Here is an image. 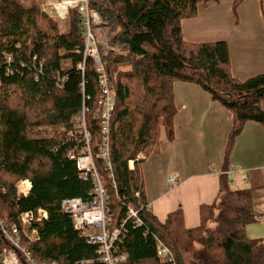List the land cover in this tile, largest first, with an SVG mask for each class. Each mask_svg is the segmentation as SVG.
<instances>
[{
  "label": "trees",
  "instance_id": "obj_1",
  "mask_svg": "<svg viewBox=\"0 0 264 264\" xmlns=\"http://www.w3.org/2000/svg\"><path fill=\"white\" fill-rule=\"evenodd\" d=\"M211 1L88 0L89 10L100 18L94 30L109 29L113 36L112 50L102 53L116 94L110 124L113 183L99 158L98 76L91 59L84 72L78 69L85 46L80 10L70 11L63 30L59 20L30 0H0V218L10 227L23 213L48 212V220L30 228L37 231L36 241L22 242L36 263L101 264L97 247L74 229L61 209L66 199L92 198V185L80 178L69 158L72 119L85 105L92 153L107 179L114 226L125 221L120 249L128 254L127 264H161L153 236L171 249L176 264H264V242L246 235L248 225L264 219L254 210L251 189L232 186L228 164L216 200L200 208L199 227L188 229L182 210L170 213L165 222L146 210L137 158L140 153L146 158L159 155L163 137L173 141L176 83L203 87L231 112L228 155L248 122L264 126V74L240 80L232 73L226 41L196 43L184 34L183 21L197 17ZM244 1L234 0L235 14ZM259 1L264 13V0ZM4 53L13 55L9 75ZM64 62H70L69 70ZM130 161L135 170L129 168ZM22 181L32 188L19 198ZM128 204L139 211L142 226L127 220ZM5 247L0 230V260Z\"/></svg>",
  "mask_w": 264,
  "mask_h": 264
},
{
  "label": "crops",
  "instance_id": "obj_2",
  "mask_svg": "<svg viewBox=\"0 0 264 264\" xmlns=\"http://www.w3.org/2000/svg\"><path fill=\"white\" fill-rule=\"evenodd\" d=\"M48 1L58 0H30L37 6ZM217 3L218 5L212 7L209 4L207 11L200 9L197 17L183 21L186 38L191 42L209 43L201 39L214 33L206 25L201 26L203 24L214 25L218 30L215 38L226 41L228 45V39L236 35L241 44L242 56L237 72L232 60L233 75L240 80H247L264 74V13L260 1L245 0L240 5L237 11L239 20L231 22L232 30L229 29L230 22L225 23L222 20L229 19V16L233 20L234 0H218ZM198 87L200 86L181 82L175 84V102L178 107V114L174 119L175 137L173 141L163 137L161 153L146 158L140 168L148 211L165 222L170 213L182 210L186 227H199L200 208L202 205L213 204L216 200L220 178L228 164L232 168L240 169V172L228 175L232 186L237 190L251 189L254 210L264 219V126L248 122L228 155L232 114L220 102L212 101L204 93L203 97L208 101H201L197 91H202ZM185 93L198 101L183 102L181 99H184ZM262 108L264 110V101ZM202 145L203 150L197 151V147ZM223 147L225 156L221 153ZM200 156L206 158L202 168L190 170L188 166L184 167L193 157ZM168 170L171 171L169 175ZM157 171H161V184L152 180ZM171 176L178 178L175 186L169 183ZM167 184L172 187L165 190ZM246 235L249 239H261L264 242V220L248 225Z\"/></svg>",
  "mask_w": 264,
  "mask_h": 264
},
{
  "label": "built area",
  "instance_id": "obj_3",
  "mask_svg": "<svg viewBox=\"0 0 264 264\" xmlns=\"http://www.w3.org/2000/svg\"><path fill=\"white\" fill-rule=\"evenodd\" d=\"M45 4L41 6L43 13L60 22H66L70 11L79 9L83 15L84 40L85 46L82 51L84 62L78 66V69L85 71V62L91 59L98 76L101 97L99 99L100 111L95 114L99 129L101 131V143L99 144V158L102 160L108 171V178L115 183L112 165V150L110 137V124L116 106L115 89L108 77L105 64L102 60L100 43L94 26L100 21L95 12H91L88 7V0H65L55 4ZM79 52V51H78ZM81 52V51H80ZM79 52V53H80ZM6 61L5 74H12L10 65L13 61V55L4 53ZM1 83V79H0ZM84 87V83L82 84ZM88 108L84 105L82 110L73 117V130L69 134L68 141L74 145L70 151L69 158L74 161L80 173V178L89 181L92 185L91 200L84 201L80 198L66 199L61 203L63 213L70 216L74 229L83 236L90 245L97 247L98 262L101 264H127L128 254L121 252L122 237L124 235L125 221L115 227L113 223V213L111 208L110 197L107 189V179L102 176L96 166L92 153L93 135L87 126ZM138 160V159H137ZM134 161H130V169H133ZM239 172V168L234 167L230 173ZM30 186L29 192L21 190L22 184ZM169 183L176 185L178 178L171 176ZM32 188L28 181L20 182L18 186V197H27ZM139 198L140 194L137 193ZM149 205L146 206L148 211ZM127 220L131 219L134 226L143 225V220L139 211L132 204L127 205ZM48 220V212L38 209L36 212H26L20 215L19 223L6 227L0 218V230L6 240V247L3 250L1 264H38L32 258L30 252L23 247L22 242L27 240L31 243L37 239V231L30 228L35 223H41ZM156 244L157 257L161 264H176V259L171 249L165 245L158 237L153 236Z\"/></svg>",
  "mask_w": 264,
  "mask_h": 264
},
{
  "label": "rangeland",
  "instance_id": "obj_4",
  "mask_svg": "<svg viewBox=\"0 0 264 264\" xmlns=\"http://www.w3.org/2000/svg\"><path fill=\"white\" fill-rule=\"evenodd\" d=\"M60 1H65V0H58V1H48V2H46V3H44V5L45 4H47V3H49V4H55L56 2H60ZM218 0H214V1H211L210 2V6L212 7V6H214V5H218ZM48 4V5H49ZM221 6V5H220ZM209 8V7H208ZM208 8H202V10L203 11H207L208 10ZM235 13H232V15H233V20H232V17L231 16H229V19L228 18H225V19H223L222 20V22H225V23H227V22H230V25H229V29L230 30H232L233 29V27H232V24H231V22L232 21H234V20H239V16H238V12H237V14H235ZM236 21H235V23H236ZM61 24V26H62V29L63 30H65L66 28H67V23H65V22H60ZM204 25H206V27H207V29L209 30V31H211L212 33H214L213 35H210V36H204V37H202V39L201 40H203L204 42H219L216 38H215V36L217 35V29L214 27V25H208V24H203V25H201V26H204ZM239 28H240V23H239ZM234 29H235V24H234ZM96 31V33H97V36H98V40H99V43H100V46L102 47L101 48V51H102V53L104 54V55H107V54H109L110 53V51L112 50V49H110L109 48V46H110V44H111V40H112V38H113V36L110 34V32H109V29H102V30H100L99 28L98 29H96L95 30ZM225 37H227V34L225 33ZM224 40H226V39H224ZM238 38L236 37V35H234L233 37H231L230 39H228V41L230 42L229 43V46H230V58H231V64H232V60H233V64H234V68H235V72H237V70H238V67H239V65H240V63H239V61H240V58H241V56H242V53H241V48H240V42H238ZM110 49V50H109ZM114 51H116V52H113V53H115V54H118V53H120V50H114ZM238 63V64H237ZM232 64V65H233ZM63 68L64 69H66V70H69L70 68H71V65H70V62H64L63 63ZM257 69V68H256ZM255 70V69H254ZM232 72H233V74H234V71H233V67H232ZM235 75V74H234ZM202 92H199L198 93V91H197V95H199V97H201L200 98V100L201 101H208L207 99H205L204 97H203V93L204 94H206L207 96H209L210 97V99L212 98V94L209 92V91H207V90H205L203 87H198ZM186 94V96H184V99H181L183 102H186V101H189V102H195V101H198V100H193L191 97H190V95H189V93H185ZM212 101H213V99H211ZM213 110V109H212ZM72 125H73V119H72ZM251 142V141H250ZM225 145H226V141H225ZM203 148H204V146L202 145V146H198L197 147V151L198 150H200L201 149V151L203 150ZM233 152V151H232ZM221 153H222V156H223V154L225 153V147H223L222 149H221ZM232 154V153H231ZM233 156V158H234V154H232ZM224 156H225V154H224ZM204 157H205V155H204ZM183 157H181V159H182ZM138 161H140L141 163H140V168H141V166L145 163V161H143V160H145L146 159V156H145V154L144 153H140L139 155H138ZM143 161V162H142ZM190 162L188 163V164H185L184 165V167H187L188 166V168L190 169V170H199V168H202L203 166H204V163H205V161H206V158H203V157H193V160H189ZM134 163V162H133ZM129 166H130V164H129ZM135 168H136V165H135V163L133 164V169H131V170H135ZM239 172H240V169H239ZM171 173V171H169L168 170V172H167V175H169ZM235 173H237V172H235ZM152 180H153V182H155L156 184L159 182L160 184L162 183V178H161V171L159 172V171H157L155 174H154V176L152 177ZM20 185V182L18 183V185H17V189H18V186ZM169 187H172L170 184H167V186H166V188H165V190H167V188H169ZM114 223V222H113ZM1 226V225H0Z\"/></svg>",
  "mask_w": 264,
  "mask_h": 264
},
{
  "label": "bare ground",
  "instance_id": "obj_5",
  "mask_svg": "<svg viewBox=\"0 0 264 264\" xmlns=\"http://www.w3.org/2000/svg\"><path fill=\"white\" fill-rule=\"evenodd\" d=\"M20 188H21V190L23 191V192H25V193H28L29 192V188H30V186L28 185V184H22L21 186H20Z\"/></svg>",
  "mask_w": 264,
  "mask_h": 264
},
{
  "label": "water",
  "instance_id": "obj_6",
  "mask_svg": "<svg viewBox=\"0 0 264 264\" xmlns=\"http://www.w3.org/2000/svg\"><path fill=\"white\" fill-rule=\"evenodd\" d=\"M1 227V226H0Z\"/></svg>",
  "mask_w": 264,
  "mask_h": 264
}]
</instances>
